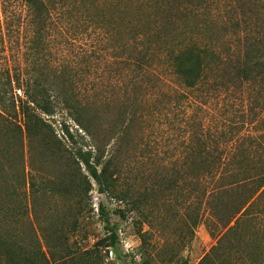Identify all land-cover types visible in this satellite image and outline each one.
Returning a JSON list of instances; mask_svg holds the SVG:
<instances>
[{
    "label": "trees",
    "instance_id": "obj_1",
    "mask_svg": "<svg viewBox=\"0 0 264 264\" xmlns=\"http://www.w3.org/2000/svg\"><path fill=\"white\" fill-rule=\"evenodd\" d=\"M144 1L120 0L115 58L132 74L124 85L129 88L124 91L129 123L147 124L152 131L143 144L149 149L148 160L169 153L168 163L162 161L169 172L163 175L165 185L159 193L172 201V214L182 210L187 218L193 209L199 222L208 213L210 230H221L197 264H264V232L255 223L251 235L243 231L256 217L250 212L264 190V163L259 159L245 164L235 155L244 124L232 123L228 111H219L239 100L252 105L264 92V46L247 39L249 21L244 13H230V6L217 13L212 9L216 0H151L148 9L155 10L145 19L124 22L127 9ZM238 1L229 5L234 8ZM100 4V0H0V133L27 144L35 137L44 140L48 133L60 142L47 118L62 102L66 115L95 140L77 112V100L61 99L57 93L50 76L62 67L50 63L95 59L96 45L110 36L106 20L91 15ZM74 14L80 15L76 21ZM191 19L197 23H188ZM91 32L92 46L70 57L68 44ZM126 77L124 71L120 81L125 83ZM228 126L232 128L226 130ZM61 132L72 139L65 122ZM69 152L86 167L101 193L140 215L151 206L147 191L132 194L118 189L122 165L117 146L106 157L97 145L86 151L72 147ZM141 157L145 164L147 158ZM5 198L11 202L6 204ZM16 198L0 192V220H28L37 247L24 259L25 249L0 229V264H76L66 245L59 247L56 259L48 256L38 241V232L42 236L44 232L31 218L33 205ZM99 211L105 215L103 208ZM107 231L108 244L114 247L117 234L113 227ZM42 238L45 247L56 252Z\"/></svg>",
    "mask_w": 264,
    "mask_h": 264
},
{
    "label": "rangeland",
    "instance_id": "obj_2",
    "mask_svg": "<svg viewBox=\"0 0 264 264\" xmlns=\"http://www.w3.org/2000/svg\"><path fill=\"white\" fill-rule=\"evenodd\" d=\"M100 1L101 7L92 9L91 15L106 20L110 36L96 45L95 59H58L50 63L62 67L60 73L50 76L58 87L57 93L61 99L77 100V112L95 140L66 115L62 102L56 113L47 118L60 142L51 139L48 133L44 140L35 137L29 144L25 139L21 142L18 137H10L7 132L0 133V192L17 197L24 205H33L31 218L35 227L44 232L43 236L56 252L45 247L39 232L38 241L53 259L59 255V247L66 245L67 255L73 256L76 264H197L215 244L221 230H210L212 218L208 213H204L199 222L195 221L193 209L189 210L187 218L182 210L172 214V201L159 193L165 185L163 175L169 172V165L165 168L162 161L168 163L169 153L163 151L154 162L148 160L149 149H144L143 144L145 135L152 131L147 124L128 121L130 109H126L128 101L124 102L127 99L124 91L129 92V88L126 90L124 85L131 82L132 74L115 58L121 33L118 27L120 0ZM232 1L236 0H216L212 9L218 13L227 11L225 8L230 6L228 12L244 13L249 21L247 39L264 46V0H241L234 8L229 5ZM150 5L151 0H145L128 8L124 22L134 17L142 21L155 10L148 9ZM71 17L76 21L80 15ZM195 21L197 23L191 19L188 23L192 25ZM92 37L93 32L79 35L69 43V56L75 57L79 51L89 49L94 42ZM124 71H127L125 83L120 81ZM20 92H15L17 97L21 96ZM256 99L252 105L239 100L232 102L228 110H219L223 114L228 111L232 123L244 124L235 155L245 159V164L259 159L264 163V92ZM62 122L72 139L61 132ZM93 145H97L105 157L116 146L119 148L118 162L122 167L117 187L132 194L147 191L151 204L148 210L141 215L131 212L124 203L101 193L86 167L70 155L72 147L86 151ZM141 156L147 158L145 164H141ZM10 202L5 198L6 204ZM100 207L104 209V216L100 214ZM250 214L256 217L246 223L244 233L251 235L254 223L264 232V190ZM108 227H113L117 234L114 247L107 241ZM0 229L18 247L25 249L24 259L32 257L30 251L37 244L28 220L22 217L9 218L6 222L0 220Z\"/></svg>",
    "mask_w": 264,
    "mask_h": 264
}]
</instances>
